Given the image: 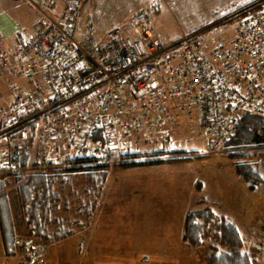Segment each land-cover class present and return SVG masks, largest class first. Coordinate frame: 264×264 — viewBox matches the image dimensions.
Masks as SVG:
<instances>
[{"label":"built area","instance_id":"obj_1","mask_svg":"<svg viewBox=\"0 0 264 264\" xmlns=\"http://www.w3.org/2000/svg\"><path fill=\"white\" fill-rule=\"evenodd\" d=\"M26 1L35 31L10 47L0 39V77L13 94L0 106V143L4 127L36 120L51 153L67 147L107 164L182 121L213 144L231 138L236 115L264 113V6L238 13L231 37L213 45L198 32L164 44L145 9L96 43L77 38L86 0Z\"/></svg>","mask_w":264,"mask_h":264},{"label":"rangeland","instance_id":"obj_2","mask_svg":"<svg viewBox=\"0 0 264 264\" xmlns=\"http://www.w3.org/2000/svg\"><path fill=\"white\" fill-rule=\"evenodd\" d=\"M252 1L86 0L77 38L103 42L110 30L127 25L135 11L145 9L156 38L164 44L199 30L198 39L213 45L233 34L235 20H227L229 14ZM37 18V11L26 0H0V39L10 47L17 33L36 29ZM12 99L0 77V106ZM186 122L190 127L170 126L174 135L169 128L168 133L154 131L142 137L126 153L144 154L130 161L150 157L153 162L114 165L126 161V154L110 161L112 167L88 226L91 229L77 230L45 248L47 264H203L204 256L217 250L219 227L214 223L207 227L198 245L184 239V229L190 209L206 206L231 217L243 235V248L258 257L257 264H264V236L259 234V224L264 225V151L250 157L263 179L251 188L237 174L238 165L249 164L229 157L224 141L212 144L201 136L196 121ZM52 151L56 159L78 153L61 146H53ZM7 160L0 158V165ZM24 230L21 226L18 231ZM19 260L18 255L0 256L2 264H19Z\"/></svg>","mask_w":264,"mask_h":264},{"label":"trees","instance_id":"obj_3","mask_svg":"<svg viewBox=\"0 0 264 264\" xmlns=\"http://www.w3.org/2000/svg\"><path fill=\"white\" fill-rule=\"evenodd\" d=\"M262 6L264 0H253L226 19L234 21L245 8ZM40 125L39 121L32 120L4 127L6 139L0 143V158L8 159L0 165V229L4 255H18L19 264H47L45 248L92 223L107 171L112 167L110 163H100L81 154L56 159L47 144L39 140ZM232 126V136L225 142L228 156L237 163L249 164L238 165L237 174L255 188L263 179L250 157L264 151V113L238 114ZM8 146L9 152H6ZM143 155L141 152L126 154L123 156L126 161L114 165L154 161L150 157L130 161ZM212 211L208 206L191 208L185 218L184 239L192 245L201 243L202 234L212 223L220 229L218 242L214 244L217 250L213 248L206 254L203 264H257L258 257L243 248V235L231 217ZM21 226L25 227L23 232L18 231ZM38 246L43 248L34 256L32 249Z\"/></svg>","mask_w":264,"mask_h":264},{"label":"crops","instance_id":"obj_4","mask_svg":"<svg viewBox=\"0 0 264 264\" xmlns=\"http://www.w3.org/2000/svg\"><path fill=\"white\" fill-rule=\"evenodd\" d=\"M126 26V25H125ZM125 26H122V27H125ZM35 31V30H34ZM33 31V32H34ZM32 32V33H33ZM155 33H156V31H155ZM190 33V32H189ZM187 34V33H186ZM17 35V34H16ZM15 35V36H16ZM184 35V34H183ZM179 38V37H178ZM14 38H12L11 40H13ZM177 39V38H176ZM175 40V39H174ZM221 41H223V40H221ZM8 88V87H7ZM181 123V126L180 127H190V125L186 122V121H182V122H180ZM194 126H196V128L198 129V132H199V128H198V125L197 124H194ZM171 129H172V134H173V128L171 127ZM174 135V134H173ZM91 229V226L90 227H88L87 228V230H90ZM92 234V233H91ZM170 244L173 246V244H172V242H170ZM93 248V243H91V241H90V251H91V249ZM4 253V245H3V239H2V233H1V229H0V256L2 255ZM3 262L2 261H0V264H2Z\"/></svg>","mask_w":264,"mask_h":264}]
</instances>
